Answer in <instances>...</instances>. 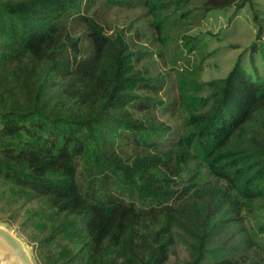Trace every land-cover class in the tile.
Here are the masks:
<instances>
[{
	"label": "trees",
	"instance_id": "obj_1",
	"mask_svg": "<svg viewBox=\"0 0 264 264\" xmlns=\"http://www.w3.org/2000/svg\"><path fill=\"white\" fill-rule=\"evenodd\" d=\"M252 3L0 0V221L49 222L39 264H264V67L206 80L191 33Z\"/></svg>",
	"mask_w": 264,
	"mask_h": 264
},
{
	"label": "rangeland",
	"instance_id": "obj_2",
	"mask_svg": "<svg viewBox=\"0 0 264 264\" xmlns=\"http://www.w3.org/2000/svg\"><path fill=\"white\" fill-rule=\"evenodd\" d=\"M96 9L97 15L107 28L115 26L127 27V23L131 19L136 18L140 10H127L118 7H107L98 3L93 10ZM83 27L76 25L74 32L83 34ZM191 33L199 35L204 39V52H208L205 61L202 77L206 80L224 77L231 68L239 62L240 65L251 73L257 68L260 74L263 73L264 59L260 47L264 45V0H253L252 4H248L243 8L237 9L231 6L226 9L209 11L203 22L192 29ZM140 43L150 44L145 37ZM86 42V41H85ZM155 49V44L149 46ZM155 61L157 60V52L154 51ZM145 62V60H142ZM159 63L157 62V66ZM167 86L164 87L160 94L166 100L165 94ZM171 89V88H170ZM172 90V89H171ZM171 94V91H170ZM163 118H169L168 114L159 113ZM94 148L91 142L87 148V157H90ZM13 223L8 224L18 235H20L32 249L35 261L38 263L37 253L34 250L33 234L48 226L49 222L39 220V222L31 224L26 222L24 216H18ZM1 222V221H0ZM50 231H53L50 229ZM33 236V237H32ZM68 250L64 247L59 248L58 244H52L43 254V258L47 264H59V262L67 258ZM175 258H171L170 264H173Z\"/></svg>",
	"mask_w": 264,
	"mask_h": 264
},
{
	"label": "water",
	"instance_id": "obj_3",
	"mask_svg": "<svg viewBox=\"0 0 264 264\" xmlns=\"http://www.w3.org/2000/svg\"><path fill=\"white\" fill-rule=\"evenodd\" d=\"M37 264L32 249L8 224L0 222V264Z\"/></svg>",
	"mask_w": 264,
	"mask_h": 264
},
{
	"label": "clouds",
	"instance_id": "obj_4",
	"mask_svg": "<svg viewBox=\"0 0 264 264\" xmlns=\"http://www.w3.org/2000/svg\"><path fill=\"white\" fill-rule=\"evenodd\" d=\"M13 264H15V261H13Z\"/></svg>",
	"mask_w": 264,
	"mask_h": 264
}]
</instances>
